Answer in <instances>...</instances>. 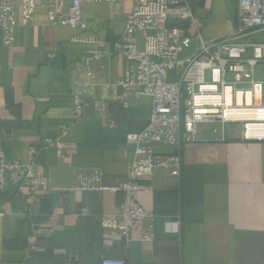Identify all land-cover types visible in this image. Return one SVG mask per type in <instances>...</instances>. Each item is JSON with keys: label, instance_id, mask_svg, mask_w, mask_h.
I'll list each match as a JSON object with an SVG mask.
<instances>
[{"label": "crops", "instance_id": "1", "mask_svg": "<svg viewBox=\"0 0 264 264\" xmlns=\"http://www.w3.org/2000/svg\"><path fill=\"white\" fill-rule=\"evenodd\" d=\"M71 1L65 0L66 7ZM188 2L195 22L174 24L206 39L235 33L238 0ZM47 9L39 8L28 25L19 16L14 44L0 47V152L28 164L30 149H36V169L46 178L32 200L25 187L0 192V264H100L103 258L130 264H264V142H245L240 132L229 136L214 123L199 125L196 140L179 150L155 147L160 156L179 152L183 161L179 177L156 169L140 182L146 190L138 199L155 215V240L127 245L105 234L101 218L118 214L124 194L73 189L79 174L93 169L101 170L109 189L126 181L134 153L127 137L145 130L153 103L130 97L125 108L118 89L109 93L104 121L92 102L77 122L71 97L77 67L92 52L103 56L89 66L100 81L111 84L125 76L128 64L117 43L134 5L86 2L85 30L52 27ZM137 42L142 49L141 34ZM62 127H68L67 147L58 159L43 143Z\"/></svg>", "mask_w": 264, "mask_h": 264}, {"label": "built area", "instance_id": "2", "mask_svg": "<svg viewBox=\"0 0 264 264\" xmlns=\"http://www.w3.org/2000/svg\"><path fill=\"white\" fill-rule=\"evenodd\" d=\"M89 1L134 5L123 19L124 31L117 43L128 69L119 81L102 82L89 66L103 56L90 53L86 67H77L71 97L76 121L85 117L92 102L98 104L104 121L109 93L116 94L118 89L125 108L130 97H148L153 108L145 130L127 137L134 153L126 181L109 189L102 184L101 170L93 169L89 175L79 174L73 190L122 192L124 201L118 214L101 218L105 234L121 237L127 245L134 241L151 243L155 240V215L138 199L146 190L140 182L151 178L156 169L179 177L183 163L180 153L160 156L156 146L179 150L196 140L198 127L204 123L236 124L243 141L264 142V0H238V27L233 35L220 40L175 26L176 22H195L188 0H72L68 7L65 0H0V47L14 44L19 16L31 24L36 11L44 6L52 27L85 30L83 5ZM138 34L143 37L142 49ZM67 137L68 127H62L55 139L44 141L43 147L53 149L56 157L63 159ZM36 156V149L31 148V161L23 164L7 160L0 152L1 193L25 187L29 200L34 199L46 183L44 174L36 169ZM100 264L130 263L103 258Z\"/></svg>", "mask_w": 264, "mask_h": 264}, {"label": "rangeland", "instance_id": "3", "mask_svg": "<svg viewBox=\"0 0 264 264\" xmlns=\"http://www.w3.org/2000/svg\"><path fill=\"white\" fill-rule=\"evenodd\" d=\"M226 1H227L228 4H230L231 0H226ZM214 125L217 126V127L222 126L221 123H214ZM225 127H226L227 135H229V136H234L235 134H237V132L238 133L240 132V126L239 125L226 124Z\"/></svg>", "mask_w": 264, "mask_h": 264}, {"label": "trees", "instance_id": "4", "mask_svg": "<svg viewBox=\"0 0 264 264\" xmlns=\"http://www.w3.org/2000/svg\"><path fill=\"white\" fill-rule=\"evenodd\" d=\"M182 25H183V24H182ZM182 25H180V24H175V26H180V27L185 26V25H183V26H182ZM182 146H183V145H182ZM182 146H181V147H182ZM174 149H175V148H174ZM178 153H179V152H178ZM178 153H177V154H178Z\"/></svg>", "mask_w": 264, "mask_h": 264}]
</instances>
